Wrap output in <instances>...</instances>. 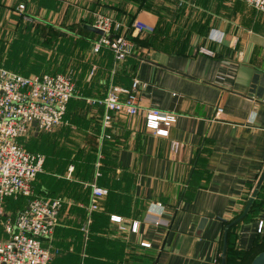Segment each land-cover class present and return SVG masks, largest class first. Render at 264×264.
<instances>
[{
  "label": "crops",
  "instance_id": "obj_1",
  "mask_svg": "<svg viewBox=\"0 0 264 264\" xmlns=\"http://www.w3.org/2000/svg\"><path fill=\"white\" fill-rule=\"evenodd\" d=\"M21 3L38 25L67 28L71 58L88 65L72 74L63 123L45 132L33 127L22 139L44 156L32 197L64 199L42 240L53 253L50 264H220L225 225L242 213L264 170V86L258 95L249 92L255 73L264 75V13L240 0H0V8ZM97 12L128 29L132 49L114 71L113 51L93 53L100 34L83 30ZM211 29L214 38L223 33L220 41L208 38ZM134 78L139 104L172 111L176 121L158 136L142 113L117 112L105 129L110 140L100 144L104 109L87 99L103 97L110 83L129 87ZM97 161L96 182L108 193L89 213L87 183ZM26 202L7 197L5 212L14 217ZM150 211L159 212L160 224L146 219ZM259 221L264 178L246 215L229 228L233 248L225 264H250L264 246Z\"/></svg>",
  "mask_w": 264,
  "mask_h": 264
},
{
  "label": "built area",
  "instance_id": "obj_2",
  "mask_svg": "<svg viewBox=\"0 0 264 264\" xmlns=\"http://www.w3.org/2000/svg\"><path fill=\"white\" fill-rule=\"evenodd\" d=\"M264 13V0H240ZM18 10L24 4L17 5ZM92 25L103 31L92 42V52L98 53L103 47L114 53L113 71L118 61L130 54L132 43L124 34H117L123 29V23L113 16L97 12ZM213 30L209 32L210 40L220 41L223 33L219 31L214 38ZM199 52L212 54V51L200 47ZM94 72L92 67L90 74ZM139 80L134 78L129 87L110 83L101 98H88L89 104L101 105L103 131L99 143L109 138L105 132L109 128L115 113L125 112L129 115L143 114L144 126L158 136H167L168 128L176 121L177 115L154 107H143L139 104L137 88ZM75 91L71 77L62 72H43L23 74L0 66V219L6 234L0 239V264H50L52 251L45 247L42 240L52 234L57 224L58 212L64 199L32 197V182L41 170L44 156L29 151L22 139L27 138L33 121L38 130L47 131L62 123L69 100ZM222 111L217 107L215 117ZM177 142H172L176 150ZM101 175L100 161L95 164L94 179L90 187V200L87 205L89 213L97 211L100 199L107 195L108 189L97 184ZM27 197L26 205L12 217L5 212L4 201L7 197ZM113 222H120V216L112 215ZM154 224L161 223L158 214L150 211L147 218ZM88 215L83 230L88 232L90 223ZM138 222L132 224L136 231ZM264 223L259 221L257 232H263ZM148 246L149 243H142Z\"/></svg>",
  "mask_w": 264,
  "mask_h": 264
},
{
  "label": "rangeland",
  "instance_id": "obj_3",
  "mask_svg": "<svg viewBox=\"0 0 264 264\" xmlns=\"http://www.w3.org/2000/svg\"><path fill=\"white\" fill-rule=\"evenodd\" d=\"M5 19L7 22H2ZM33 19L25 9L18 10L16 7L3 12L0 8V66L23 72L61 71L74 82L72 74L81 72L79 68L87 70L88 65L82 68L81 61L71 58L73 44L67 35V28L55 30L40 26ZM18 22L21 24L17 25ZM62 53H67V60ZM90 70L88 75L93 76ZM29 144L30 148L41 151L35 142ZM4 238L0 219V239Z\"/></svg>",
  "mask_w": 264,
  "mask_h": 264
},
{
  "label": "water",
  "instance_id": "obj_4",
  "mask_svg": "<svg viewBox=\"0 0 264 264\" xmlns=\"http://www.w3.org/2000/svg\"><path fill=\"white\" fill-rule=\"evenodd\" d=\"M83 27L87 30H90L94 33H97V34H103V31L96 28L95 26L91 25V24H84ZM264 86V75H261L256 72L255 73V76L252 80V84L250 85V89H249V92L251 94H253L255 91L257 92L256 94L258 95L260 90H261V87ZM32 126L35 127L36 131L38 130V127L36 126V122L33 121L31 123ZM263 178H264V170L250 196V198L248 199V202L246 203L242 213L240 215H238L236 218H234L232 221L228 222L226 225H225V228H224V231H223V241H222V254H221V263L220 264H225L226 262V250H227V235H228V230L231 226H233L235 223H237L238 221H240L247 213L250 205H251V202L253 200V197L256 195L257 191H258V188L259 186L261 185L262 181H263ZM250 264H264V250L263 251H260L258 252L257 254H255V256L252 258Z\"/></svg>",
  "mask_w": 264,
  "mask_h": 264
},
{
  "label": "trees",
  "instance_id": "obj_5",
  "mask_svg": "<svg viewBox=\"0 0 264 264\" xmlns=\"http://www.w3.org/2000/svg\"><path fill=\"white\" fill-rule=\"evenodd\" d=\"M83 30L84 31H87L86 29H84L83 28ZM120 31H122V33L120 32ZM120 31H118L117 32V34H124L126 37H127V33H128V29H126V30H123V29H121ZM87 32H89V31H87ZM60 34V33H59ZM57 36H58V33H57ZM59 37V36H58ZM61 55H63V56H67V53H62ZM4 67V66H3ZM5 68H7V67H5ZM7 69H9V68H7ZM11 70V69H10ZM12 70H14V71H17L16 69H12ZM17 72H21V71H17ZM54 72V71H53ZM21 73H23V74H29V73H31V72H21ZM32 73H40V72H32ZM41 73H43V72H41ZM109 134V133H108ZM110 138H111V135L109 136V138H106V140H110ZM232 248H233V236H232V231H231V229L230 230H228V235H227V250H226V252H227V255H229L231 252H232ZM264 250V246L258 251V252H260V251H263ZM257 252V253H258ZM256 253V254H257Z\"/></svg>",
  "mask_w": 264,
  "mask_h": 264
}]
</instances>
